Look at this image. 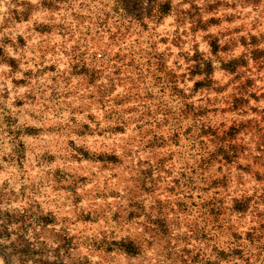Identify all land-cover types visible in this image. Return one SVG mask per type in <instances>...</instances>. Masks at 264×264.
<instances>
[{"label":"rangeland","instance_id":"rangeland-1","mask_svg":"<svg viewBox=\"0 0 264 264\" xmlns=\"http://www.w3.org/2000/svg\"><path fill=\"white\" fill-rule=\"evenodd\" d=\"M0 264H264V0H0Z\"/></svg>","mask_w":264,"mask_h":264},{"label":"trees","instance_id":"trees-1","mask_svg":"<svg viewBox=\"0 0 264 264\" xmlns=\"http://www.w3.org/2000/svg\"><path fill=\"white\" fill-rule=\"evenodd\" d=\"M128 250H129V251H132V248L129 247Z\"/></svg>","mask_w":264,"mask_h":264}]
</instances>
